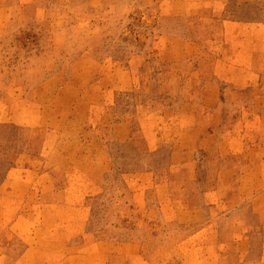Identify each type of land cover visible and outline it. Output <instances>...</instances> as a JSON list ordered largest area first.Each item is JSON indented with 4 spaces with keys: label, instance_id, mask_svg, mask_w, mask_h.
Returning a JSON list of instances; mask_svg holds the SVG:
<instances>
[{
    "label": "rangeland",
    "instance_id": "rangeland-1",
    "mask_svg": "<svg viewBox=\"0 0 264 264\" xmlns=\"http://www.w3.org/2000/svg\"><path fill=\"white\" fill-rule=\"evenodd\" d=\"M0 264H264V0H0Z\"/></svg>",
    "mask_w": 264,
    "mask_h": 264
},
{
    "label": "crops",
    "instance_id": "crops-1",
    "mask_svg": "<svg viewBox=\"0 0 264 264\" xmlns=\"http://www.w3.org/2000/svg\"><path fill=\"white\" fill-rule=\"evenodd\" d=\"M208 1L209 0H203V2H208ZM225 2H226V0H221V3H223L224 6H225ZM171 12H172V14H176V16H178V15H181V14L187 12V10L186 9H177L175 6H173L171 8ZM234 22L238 23V24L240 23V21H234ZM122 118H123L122 120H117V122H114L113 127H111L110 129H106V130H108V134H106V138L112 142L120 143L126 139L127 134H126V136H119L115 130V127L121 123L129 125L127 113L122 115ZM106 146H107V148H109L107 144H106Z\"/></svg>",
    "mask_w": 264,
    "mask_h": 264
}]
</instances>
